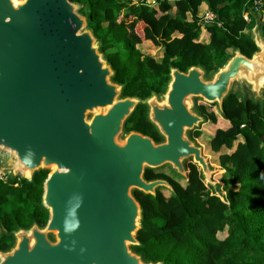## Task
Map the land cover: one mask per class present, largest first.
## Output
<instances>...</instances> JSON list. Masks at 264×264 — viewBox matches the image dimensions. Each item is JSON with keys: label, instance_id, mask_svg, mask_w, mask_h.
Masks as SVG:
<instances>
[{"label": "water", "instance_id": "1", "mask_svg": "<svg viewBox=\"0 0 264 264\" xmlns=\"http://www.w3.org/2000/svg\"><path fill=\"white\" fill-rule=\"evenodd\" d=\"M80 9L70 0H0V172L30 182L46 170L41 205L48 213L44 226L11 232L0 264H163L132 250L141 228L133 191L173 192L164 179L146 180L145 171L168 167L186 179L189 162L217 191V170L189 138L205 122L195 101L221 114L236 91L264 106L261 15L248 31L251 57L236 48L209 74L201 65L170 67L164 92L140 99L121 97L123 85L112 80ZM138 105L161 141L124 132Z\"/></svg>", "mask_w": 264, "mask_h": 264}, {"label": "trees", "instance_id": "2", "mask_svg": "<svg viewBox=\"0 0 264 264\" xmlns=\"http://www.w3.org/2000/svg\"><path fill=\"white\" fill-rule=\"evenodd\" d=\"M70 1L81 5L80 14L101 42L100 51L114 70L112 80L123 85L121 97L145 99L152 92H164L170 67L185 71L201 65L209 74L236 48L247 57L256 51L248 37L252 17L258 13L253 9L256 0ZM204 10L216 16L205 27L207 41L201 39L197 24ZM120 17L147 26L143 41L152 43L154 57L136 49L130 28ZM208 118L207 147L222 172L217 176L221 184L212 192L193 163L186 165L184 184L161 170L147 169L146 180L164 179L173 192L166 196L160 188L151 196L133 191L141 206V228L136 234L139 245L132 250L144 261L264 264V106L234 91L224 99L222 113ZM148 125L146 107L138 105L124 132L136 131L161 141ZM46 175V170H40L30 182L0 178V250L11 247V232L18 227L33 222L45 225L48 213L41 195Z\"/></svg>", "mask_w": 264, "mask_h": 264}, {"label": "rangeland", "instance_id": "3", "mask_svg": "<svg viewBox=\"0 0 264 264\" xmlns=\"http://www.w3.org/2000/svg\"><path fill=\"white\" fill-rule=\"evenodd\" d=\"M133 1H137V0H133ZM148 1L150 3H152L151 0H148ZM257 14H259V13H256L254 15H257ZM121 19H123L124 23L127 26H129V28H130V36L134 39V41L136 43V49L139 50V52H141L142 54H146L147 53L146 55H150V56H153L154 57L153 52H152L153 51L152 43H150L149 41H143V33H144V30L147 28V26L141 20H135V21H133L131 19H125L124 17L121 18ZM205 31L202 32V30H201V33L204 34ZM199 101L202 102V103H205L204 101H201V100H199ZM213 109H214V112H215L216 115L219 114L218 113V110H217V107L216 108L214 107ZM208 128L209 127H206L207 130H208ZM203 135H205V137L203 136V140L201 142V145L204 148V156L208 158L211 167H213L214 169L217 170V172L213 176V180H214V183L220 185L222 179H220L217 176H219L222 172L219 169V167L217 166V163L215 162V160H213L212 155H211V153L209 151V148L207 147L208 140L206 138V134L203 133ZM122 138H123V136L120 137V139H122ZM158 170H161L162 172H164V173H166L168 175H171L173 177L178 178L182 182V184H184V181H182V180H185V179L175 176V174L172 171H170V169L168 167H163V168H160ZM162 190L166 194V196L169 195V193H170L169 190H167L165 188H162ZM210 190L212 192H214L211 188H210Z\"/></svg>", "mask_w": 264, "mask_h": 264}, {"label": "flooded vegetation", "instance_id": "4", "mask_svg": "<svg viewBox=\"0 0 264 264\" xmlns=\"http://www.w3.org/2000/svg\"><path fill=\"white\" fill-rule=\"evenodd\" d=\"M70 2H72V1H70ZM195 103H196V109H197V111L199 112V114L201 115V116H203L204 117V119H205V122L203 123V124H201L198 128H195V129H193V130H191L190 132H189V138H190V140L191 141H193L196 145H198V146H200L201 148H202V145H201V142H202V138H203V136H202V134H201V136L200 137H196L195 135H196V133L197 132H203L204 130L202 129V126L204 125V124H207L208 122H209V118H208V116H209V114H212V113H215L214 112V107L216 108V106L215 105H209V104H207V103H202V102H200L198 99H196V101H195ZM203 108H205V110L204 111H202V109ZM148 127H151V128H153L151 125H148ZM207 133V131L205 132V134ZM147 136V135H146ZM149 137V136H148ZM203 151V150H202ZM204 155V154H203ZM189 163H191V162H189ZM188 164V163H187ZM186 164V165H187Z\"/></svg>", "mask_w": 264, "mask_h": 264}, {"label": "built area", "instance_id": "5", "mask_svg": "<svg viewBox=\"0 0 264 264\" xmlns=\"http://www.w3.org/2000/svg\"><path fill=\"white\" fill-rule=\"evenodd\" d=\"M254 10L258 12L261 15V22H262V14L260 12H263L264 16V4L260 2L259 0L254 1ZM216 21V16L214 13H212L209 10H204V12L197 17V24L200 26V29L203 31L205 30V27L207 25L212 24ZM246 21L248 22V18H246ZM6 177L0 172V178Z\"/></svg>", "mask_w": 264, "mask_h": 264}, {"label": "crops", "instance_id": "6", "mask_svg": "<svg viewBox=\"0 0 264 264\" xmlns=\"http://www.w3.org/2000/svg\"><path fill=\"white\" fill-rule=\"evenodd\" d=\"M203 31H205V30H203ZM203 31H202V32H203ZM205 33H206V31H205ZM205 33H204V34L201 33L200 36H201V39L207 41V35H206L207 33H206V34H205ZM217 115H218V114H217ZM206 127H210V123H209V122H208L207 124H204V125L202 126V129L204 130L203 133L206 132V130H207ZM203 136H204V135H203ZM202 139H203V138H202ZM202 150L204 151V148H203V147H202ZM218 167H219V166H218Z\"/></svg>", "mask_w": 264, "mask_h": 264}, {"label": "clouds", "instance_id": "7", "mask_svg": "<svg viewBox=\"0 0 264 264\" xmlns=\"http://www.w3.org/2000/svg\"><path fill=\"white\" fill-rule=\"evenodd\" d=\"M261 177H264V173L261 174Z\"/></svg>", "mask_w": 264, "mask_h": 264}]
</instances>
